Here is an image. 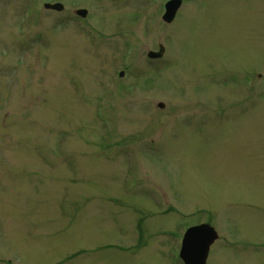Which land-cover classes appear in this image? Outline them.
<instances>
[{"label":"rangeland","instance_id":"374dc122","mask_svg":"<svg viewBox=\"0 0 264 264\" xmlns=\"http://www.w3.org/2000/svg\"><path fill=\"white\" fill-rule=\"evenodd\" d=\"M44 1L87 33L43 11L23 40L0 0V264H180L199 222L206 264H264V0H182L169 27L162 0Z\"/></svg>","mask_w":264,"mask_h":264},{"label":"water","instance_id":"95a60500","mask_svg":"<svg viewBox=\"0 0 264 264\" xmlns=\"http://www.w3.org/2000/svg\"><path fill=\"white\" fill-rule=\"evenodd\" d=\"M179 3L180 0L170 2L168 8L174 13ZM173 13L165 19L169 20ZM215 238L216 234L213 229L206 225L189 229L183 238L180 251V256L185 264H204L208 246Z\"/></svg>","mask_w":264,"mask_h":264}]
</instances>
